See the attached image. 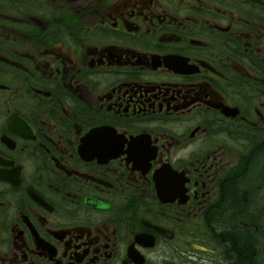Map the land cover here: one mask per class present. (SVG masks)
I'll return each instance as SVG.
<instances>
[{
  "label": "flooded vegetation",
  "instance_id": "flooded-vegetation-1",
  "mask_svg": "<svg viewBox=\"0 0 264 264\" xmlns=\"http://www.w3.org/2000/svg\"><path fill=\"white\" fill-rule=\"evenodd\" d=\"M0 264H264V0H0Z\"/></svg>",
  "mask_w": 264,
  "mask_h": 264
}]
</instances>
